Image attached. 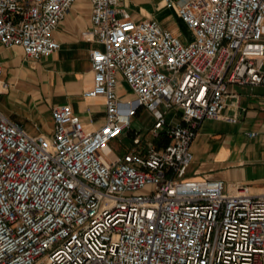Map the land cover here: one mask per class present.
Returning <instances> with one entry per match:
<instances>
[{
    "label": "built area",
    "instance_id": "obj_1",
    "mask_svg": "<svg viewBox=\"0 0 264 264\" xmlns=\"http://www.w3.org/2000/svg\"><path fill=\"white\" fill-rule=\"evenodd\" d=\"M89 1L85 97L104 98L105 122L91 130L60 104L52 134L33 137L0 112V264H264V190L188 176L199 128L225 118L229 87L264 86V0H179L186 43L134 20L123 0ZM75 2L0 0V44L52 56ZM141 110L153 125L119 157L111 143Z\"/></svg>",
    "mask_w": 264,
    "mask_h": 264
},
{
    "label": "crops",
    "instance_id": "obj_2",
    "mask_svg": "<svg viewBox=\"0 0 264 264\" xmlns=\"http://www.w3.org/2000/svg\"><path fill=\"white\" fill-rule=\"evenodd\" d=\"M178 3L123 0L122 6L134 20L154 19L186 43L192 34L179 16ZM91 13L89 0H76L53 33L61 49L39 61L28 60L20 47L0 44L2 79L11 84L4 94L11 96L13 106L5 110L0 99V112L33 137L52 134V108L60 104L70 105L91 130L105 122L104 98L85 97L93 85L90 52L97 46L82 36L92 26ZM125 89L122 84L120 95ZM224 116L201 124L188 176L222 180L228 190L244 186L259 194L264 190V86L231 85Z\"/></svg>",
    "mask_w": 264,
    "mask_h": 264
},
{
    "label": "rangeland",
    "instance_id": "obj_3",
    "mask_svg": "<svg viewBox=\"0 0 264 264\" xmlns=\"http://www.w3.org/2000/svg\"><path fill=\"white\" fill-rule=\"evenodd\" d=\"M124 86L127 87L125 84ZM1 100H2L1 105H3L5 110H9L13 108L10 95L4 94L1 97ZM152 125H153V118L151 117V115H149L144 110H141L134 119L131 130L123 134L120 138H117L115 141H113L111 143V148L113 149V151L116 153L117 156L119 157L123 156L127 152L128 148L131 146L133 138L136 136L137 132H140L141 135H143L146 132H148V130L152 127ZM145 137L147 138L148 136ZM149 191H151V187H148L145 190V192H149Z\"/></svg>",
    "mask_w": 264,
    "mask_h": 264
}]
</instances>
